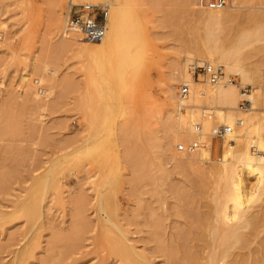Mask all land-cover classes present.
Listing matches in <instances>:
<instances>
[{
  "label": "rangeland",
  "instance_id": "obj_1",
  "mask_svg": "<svg viewBox=\"0 0 264 264\" xmlns=\"http://www.w3.org/2000/svg\"><path fill=\"white\" fill-rule=\"evenodd\" d=\"M118 1L115 10V0L94 3L119 20L117 41L98 54L82 47L98 42L63 35L71 0H0V264H191L184 250H212L209 226L223 185L209 167L221 161L175 146L194 138L199 121L209 154L218 155L222 143L210 129L229 124L218 112L237 120L264 115V104L247 110L244 97H215L225 78H192L205 92L186 106L168 95L171 85L176 99L182 83L193 89L181 72L204 62L207 48L239 40L238 63L251 79L218 64L239 89L262 87L264 0H232L233 17L211 22L210 32L196 0ZM178 112L191 119L190 134ZM244 125L237 129L245 135ZM245 140L235 142L240 149L223 142L238 155L228 164H238ZM256 200L255 213L264 193Z\"/></svg>",
  "mask_w": 264,
  "mask_h": 264
},
{
  "label": "bare ground",
  "instance_id": "obj_2",
  "mask_svg": "<svg viewBox=\"0 0 264 264\" xmlns=\"http://www.w3.org/2000/svg\"><path fill=\"white\" fill-rule=\"evenodd\" d=\"M71 1L72 3L75 1H86L90 3L91 2L95 3L96 0H71ZM115 1H116L115 4L113 3V5L115 6L114 10L116 8L119 9L118 8L119 1L118 0ZM200 10L202 11V13L205 14L206 22H207L206 25H208L207 30L209 32L212 29L210 27L212 26V23L219 24L220 21L223 19V17H233L234 15L228 12L226 8L220 10H210V9L200 8ZM107 22L109 29L107 30L102 40L95 45H89L87 43L82 44L83 41L82 42L80 41L81 39L78 33L73 30H68L65 23H64L65 26L62 27V33L64 37L67 36L68 38L67 40H69L70 42L76 39L75 42L73 41L74 44L76 43L79 45V43L77 42H80L83 48H86L88 50L91 49L93 51L99 52L98 54H100L104 52L106 49H109V47L114 42L117 41V38L119 36V20L117 19L116 14L115 15L113 14L111 17H109V19H107ZM241 47H242V43L240 44V40L236 42L234 45H232L230 48H222L221 46L220 48H213V47L211 48L210 46V48L207 49L205 48L206 50L203 52L205 54V61H208L210 63H218V61H223L224 64L229 69H233L235 73L239 74V76L243 80L249 81L251 79L250 73L246 72L243 69L242 65L238 63L242 51ZM181 74L185 80H188L191 83L193 82L194 84L192 89L193 92L189 95L187 99L181 101L179 99L174 98L175 85H171L168 96L169 99L171 100L172 105L177 104L179 106H184V105L186 106L185 104L186 102L188 103V101L190 100L198 99L200 95L205 91L203 92L199 90L200 88L198 87V85H196L199 82L192 79L191 74L185 69V67H183ZM246 91H247L246 89L245 91L239 89L233 83H229L228 86H223L221 84H218L216 89H212V92H215L214 93L215 97L227 99V100L231 99L232 100L231 103H234L238 97H244L250 103L247 104L248 107L246 106L247 110L256 109L257 108L256 105L260 102L264 104V85L262 87L255 86V89L249 93H247ZM183 103L184 105H182ZM178 114L183 123L186 124L188 123L189 128L186 130V132L190 134L191 133L190 127L192 126L190 122L191 119L186 120L185 117H181L180 112H178ZM218 114L221 119H224L225 121L229 122V124L235 128L237 132V136L235 137L236 143L238 139H240L243 136L248 141L246 140L244 141L246 142V144H244V142L242 143V149L239 150L241 152L239 154L240 158L238 159V164L230 165L228 164L229 161L227 160L228 161L227 162L225 160V161H221L220 164H217L215 162L214 164H211V167H209L210 171L211 170L212 172L214 171V173H216L219 176V178L222 179L220 182L223 185V189L221 191L222 194L220 193V196L215 201V204L213 206L214 213L211 216L213 217L212 220H214V223L212 222L213 224L211 223L209 226L210 227L209 229H211L210 231L213 234L212 237L211 234L209 233L210 237L209 239H207L210 241L211 238H213L212 247L210 245V248L212 249L211 252L208 251L206 252L205 255H202V253L201 254L197 253L198 251L196 252L187 249V251L184 250L185 253L182 254L183 256L185 255L184 256V260H186L185 262H191V264H264V228L261 229L262 227H264V204L261 206L260 212L257 211V213H255L257 209L251 212V210L254 207L251 210L249 209L252 203H254V201H257L256 199L258 195H260L261 192L264 193L263 190L264 189V135H263L264 115L258 111H254V113L252 111H249L247 113L246 112L242 113L241 124L245 122V125L243 126V129L245 130V135H244L243 133H239L237 127L241 124H238V120H235L233 118L234 115L233 113L231 112L224 113L223 111H219ZM181 130L183 129L181 128L180 131ZM182 132H185V129ZM194 135L196 136L195 133ZM206 139H210V138H206ZM224 142H225V146L227 145L230 148H234L235 146H237L235 142L229 140H225ZM251 142H255V144L260 149L259 152H254L251 150V147H249ZM210 143H211L210 140H208L207 142H205V146L199 149L200 154L204 155L207 158H210L209 156L210 148H211ZM239 145H241V142L239 143ZM238 148L240 149V147ZM223 153L224 156L226 157L227 153H230L231 155L232 151L231 149H227L224 150ZM234 153L232 154V156L237 155L236 153L234 155ZM235 157H238V155ZM249 176H252V179L248 182ZM206 214H207L206 215L207 218L211 217L208 215V213ZM204 218H205L204 214H199L197 217L198 223L203 224ZM260 222L263 223L262 224L263 226L260 225L262 227L260 228L261 230L259 232L257 231L258 229L256 230V228L258 227L257 226L258 223L261 224ZM261 231H263V234H261ZM199 233L201 236L202 233L201 232ZM203 241L204 240H202V242ZM209 243L210 242H208L205 247H207ZM205 247L202 246V248ZM200 260H205V261H200Z\"/></svg>",
  "mask_w": 264,
  "mask_h": 264
},
{
  "label": "built area",
  "instance_id": "obj_3",
  "mask_svg": "<svg viewBox=\"0 0 264 264\" xmlns=\"http://www.w3.org/2000/svg\"><path fill=\"white\" fill-rule=\"evenodd\" d=\"M197 6L203 9L220 10L232 6V0H197ZM107 19L108 8L104 4H94L90 2H83L80 4L71 3L66 11L65 24L69 30L76 31L81 40L99 42L106 33ZM188 69L193 79L202 78L212 84L218 83L222 78H225L226 82L229 83H233L235 81L233 75H226L223 66L218 63L192 61L189 64ZM191 90V86L188 82L182 83L177 89L178 99L181 101L187 99L191 93ZM248 103L249 102L244 99L241 101L240 107H246ZM202 112H204V109ZM237 120L238 124L242 123L241 119ZM193 131L196 134V137L188 141L178 142L176 144L175 148L178 152L193 154L201 147L205 146V141L201 138L204 133L202 129V123H194ZM209 134L211 136V140H218L222 144L225 140L235 142V137L237 136L235 128L228 123L214 125L210 129ZM222 144L220 146L221 152L215 156L210 155L211 159L225 161L231 158L230 153H227L226 157L224 156ZM250 147L255 152L260 151L255 142H251Z\"/></svg>",
  "mask_w": 264,
  "mask_h": 264
}]
</instances>
